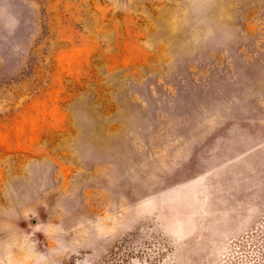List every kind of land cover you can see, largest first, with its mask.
Wrapping results in <instances>:
<instances>
[{"label": "rangeland", "instance_id": "374dc122", "mask_svg": "<svg viewBox=\"0 0 264 264\" xmlns=\"http://www.w3.org/2000/svg\"><path fill=\"white\" fill-rule=\"evenodd\" d=\"M0 264H264V0H0Z\"/></svg>", "mask_w": 264, "mask_h": 264}]
</instances>
